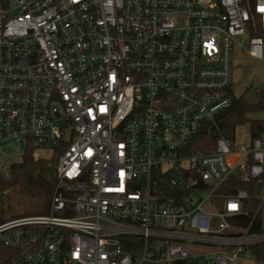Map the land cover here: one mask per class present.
Here are the masks:
<instances>
[{
    "label": "built area",
    "instance_id": "2783aa9c",
    "mask_svg": "<svg viewBox=\"0 0 264 264\" xmlns=\"http://www.w3.org/2000/svg\"><path fill=\"white\" fill-rule=\"evenodd\" d=\"M246 38L263 58L264 0H0V204L58 158L48 212L0 210V264H264V132L190 149Z\"/></svg>",
    "mask_w": 264,
    "mask_h": 264
},
{
    "label": "rangeland",
    "instance_id": "374dc122",
    "mask_svg": "<svg viewBox=\"0 0 264 264\" xmlns=\"http://www.w3.org/2000/svg\"><path fill=\"white\" fill-rule=\"evenodd\" d=\"M242 41V38H238ZM249 38L243 46L235 43L232 51V92L234 97L243 96L247 102L257 104L260 94L264 91V51L263 58L249 54ZM250 118L264 119L263 107L250 113ZM237 142L249 140L247 124L238 126ZM38 159L30 171H19L7 185L8 193L3 195L0 204L1 217L22 214H37L48 212L51 205L57 177L53 147H37ZM35 160V159H34ZM212 207V206H211ZM215 224V220H213ZM196 249V248H195Z\"/></svg>",
    "mask_w": 264,
    "mask_h": 264
},
{
    "label": "trees",
    "instance_id": "16d2710c",
    "mask_svg": "<svg viewBox=\"0 0 264 264\" xmlns=\"http://www.w3.org/2000/svg\"><path fill=\"white\" fill-rule=\"evenodd\" d=\"M264 103V91L260 94V102L257 104H252L246 101V99L241 97H234L233 95V104L232 106L222 113L217 119V126L214 127L210 132L203 128L200 130L192 139L190 143V149L193 150H202L205 152H209L213 150L216 146L217 139L220 136H227L233 143L237 141V128L240 125L247 124L249 127V135L250 138H254L258 135H261L264 132V119H254L250 118L249 115L252 112L258 111L263 107ZM55 161L58 159L55 156ZM37 160H34L33 155L30 153L26 156L25 162L15 165L12 167V171L10 177L5 178L1 181V184L8 185L11 180L16 176V174L21 171H30L32 166L36 164ZM4 181V182H3ZM232 182V183H231ZM228 186V192L233 193L237 189L244 187V184L236 179L235 181H231ZM251 204H256L255 202H251ZM256 230L259 227L255 228ZM174 264H195L192 260H177Z\"/></svg>",
    "mask_w": 264,
    "mask_h": 264
},
{
    "label": "water",
    "instance_id": "95a60500",
    "mask_svg": "<svg viewBox=\"0 0 264 264\" xmlns=\"http://www.w3.org/2000/svg\"><path fill=\"white\" fill-rule=\"evenodd\" d=\"M219 204H221V202L219 201Z\"/></svg>",
    "mask_w": 264,
    "mask_h": 264
}]
</instances>
